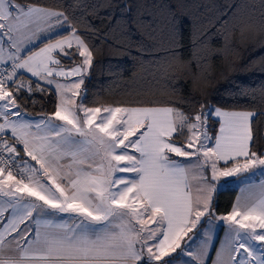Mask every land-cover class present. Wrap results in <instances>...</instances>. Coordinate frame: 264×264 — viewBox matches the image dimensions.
Listing matches in <instances>:
<instances>
[{"label":"snow or ice","instance_id":"snow-or-ice-1","mask_svg":"<svg viewBox=\"0 0 264 264\" xmlns=\"http://www.w3.org/2000/svg\"><path fill=\"white\" fill-rule=\"evenodd\" d=\"M159 7L165 19L146 11L140 15L152 19L136 21L146 43H130V37L123 42L135 50L138 67H152L153 76L166 82L178 79L169 75L171 65L191 71L195 63V92L204 66L229 49L222 31L229 21L217 29L223 43L216 49L193 31L185 61L182 21L171 8ZM201 48L208 50L204 56L198 55ZM93 58L64 12L0 0V264H207L213 249L211 264H264V152L254 150L257 113L207 104L186 111L179 105L191 101L183 99L86 106L85 77ZM61 77L77 79L62 83ZM41 81L55 86L57 100L52 113L34 120L21 101L25 93L46 91ZM212 116L219 129L210 135ZM228 177H239V190L248 195L216 215L214 194ZM59 214L70 219L57 221ZM204 218L207 228L190 237ZM213 220L226 226L219 248Z\"/></svg>","mask_w":264,"mask_h":264},{"label":"trees","instance_id":"trees-1","mask_svg":"<svg viewBox=\"0 0 264 264\" xmlns=\"http://www.w3.org/2000/svg\"><path fill=\"white\" fill-rule=\"evenodd\" d=\"M18 2L64 12L78 33L86 38L94 57L92 67L85 77L86 106H135L156 102L175 103L183 99L191 101L179 105L186 111L198 112L201 104L226 110L254 111L257 113L253 118L256 138L254 150L264 152V0H18ZM145 5L148 7L145 8ZM160 5L171 8L176 18L182 21L184 45L182 52L185 61L190 58L192 47L190 34L193 31L201 40L208 38L211 47L216 49L223 43L221 36L217 35V29L225 20L229 21L222 30L229 38V49L222 57L213 56L204 66L202 74L197 79L195 92L191 91L193 74L197 71L195 63L192 64L191 71L185 65H171L169 75H174L178 79L175 83L166 82L153 76L152 67L148 65L138 67L135 50L123 42L127 37L131 38L130 43L144 41L136 21L138 18L151 20L152 17L149 15H140L146 11L165 19L167 13L162 12ZM118 40L121 42H117ZM207 51L201 48L198 55L204 56ZM61 59L64 60L63 57ZM81 59L79 56L73 57L76 63ZM64 67L71 68L72 64L64 63ZM32 81L35 82L34 79ZM43 87L46 89L44 92L34 91L31 96L24 94L21 101L24 113L47 116L53 112L56 94L52 89ZM173 88L179 89L178 93L171 91ZM208 127L210 135L218 132L219 124L213 116ZM233 180L235 178L227 180V183ZM236 195V188L217 190L213 199L216 215L227 214L234 204ZM206 219L204 218L201 225L189 233L190 237H195L197 232L202 231ZM187 240L186 237L185 242Z\"/></svg>","mask_w":264,"mask_h":264},{"label":"crops","instance_id":"crops-1","mask_svg":"<svg viewBox=\"0 0 264 264\" xmlns=\"http://www.w3.org/2000/svg\"><path fill=\"white\" fill-rule=\"evenodd\" d=\"M24 76H28V77H30V73H24ZM31 78L34 79V80H36L35 77H31ZM58 79H60V81H61L62 83H68V82H70V81H72V80H74V79H77V78H76V77H69L67 80H65L64 78L61 77V78H58ZM40 83H41V85L46 86V87L52 89V90L55 92V86H54V85H44L42 81H41ZM213 119L217 121V118H216L215 116H213ZM38 120H39V119H38ZM18 148L21 149L20 153L23 154L22 147H21V146H18ZM23 155H24V154H23ZM243 175H244V174H243ZM232 178H235V181H238V180H239V177H232ZM232 178L221 179L220 181H222V182H226L227 180L232 179ZM233 181H234V180H233ZM230 182H232V181H230ZM259 182H260V179L256 181L257 184H258ZM240 187H241L240 185H237V186L235 187V188L237 189V195H236V198H235V200H234V203L236 202L237 197H243V196H247V195H248V190H246L244 193H241L240 190H239ZM251 191H252V192H256L257 189L253 188V189H251ZM233 205H234V204H233ZM5 215L7 216V213H6ZM69 219H70V216H69L68 214H59L58 216H56V220H57V221H61V220H69ZM21 227H23V225H22ZM223 233H224V232H223ZM223 233H222V235L219 236V239L217 240V244H216L215 248H219V247H220V240L224 238ZM196 241H197V240H196ZM184 246H185V244H184V245L182 244V247H184ZM177 250H178V249H177ZM180 251H181V250H180ZM180 251H179V252L176 251L175 253L172 254V256H173V257H177V256L180 254ZM177 252H178V253H177ZM174 254H177V255L174 256ZM215 257H216V252H215V249H213V250L210 252V259L207 261V264H211V260L215 259ZM165 259H169V258L166 257ZM182 260H188V261H191L192 258L189 257V256H183V257H182ZM176 264H180V261L178 260V261L176 262ZM192 264H195V261H192Z\"/></svg>","mask_w":264,"mask_h":264},{"label":"rangeland","instance_id":"rangeland-1","mask_svg":"<svg viewBox=\"0 0 264 264\" xmlns=\"http://www.w3.org/2000/svg\"><path fill=\"white\" fill-rule=\"evenodd\" d=\"M26 114V113H25ZM26 117L27 118H30V119H34V120H38V119H41L43 117H46V116H33V115H30V114H26ZM22 147V146H21ZM24 154V153H23ZM20 153V156L23 157L24 159H28V157H26L25 155H23ZM259 171V170H257ZM244 175H250V173H245ZM228 178H232V177H228ZM228 178H221V179H228ZM260 177H257L256 178V181L259 180ZM238 185L237 181H232V182H222L220 181V186H218L217 190H223V189H226V188H235L236 186ZM204 221V219H202L201 223ZM213 223L217 225V229H216V236L218 237L219 239V236L222 235H225V227H220V225L223 224V222L221 221H216V220H213ZM200 225L197 226V228L199 227ZM207 228V225L205 224V227L202 229V231H204L205 229ZM215 241V246L217 244V240ZM199 245V240H197L193 245H192V248L193 250H195ZM185 247V246H184ZM190 257V256H189Z\"/></svg>","mask_w":264,"mask_h":264}]
</instances>
